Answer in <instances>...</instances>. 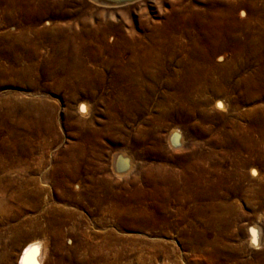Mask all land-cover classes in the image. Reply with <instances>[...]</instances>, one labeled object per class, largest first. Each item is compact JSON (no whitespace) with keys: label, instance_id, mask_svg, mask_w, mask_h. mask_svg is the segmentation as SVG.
Wrapping results in <instances>:
<instances>
[{"label":"rangeland","instance_id":"obj_1","mask_svg":"<svg viewBox=\"0 0 264 264\" xmlns=\"http://www.w3.org/2000/svg\"><path fill=\"white\" fill-rule=\"evenodd\" d=\"M28 1L19 0L14 23H10L11 19L6 18L8 9L5 10L4 5L2 6L0 3V165L8 164L5 167H0V183L6 184L5 188H7V180L11 179L14 182V188L17 182L29 181L30 183L25 185L24 190L26 189L27 193L31 192L27 199L25 197L24 200L19 201L20 207H18V202L10 198L6 197L4 200L10 207V217L17 213L19 218L3 225L0 224V226L8 227L16 221L24 223H22V232L14 245L8 241L7 233L0 237V252L3 249H8L10 254L9 259L0 264H18L21 253L31 242L37 243L38 249L35 255L36 259L41 261L39 264H264V205H260L261 201H264V188H260L263 191L255 188L256 179L250 180L249 185L247 184L249 187L237 194L238 196L228 198L227 202L232 203L228 207L229 209H212L211 205H206L203 208L201 204L192 206V202H183L180 208H177L178 204L171 202L167 203L169 205L167 210L146 213V209L145 211L139 210L141 209L139 206L144 207V205L136 203L133 204L134 211L122 212V209L116 207V210L119 209L121 212L119 222L108 224L103 228L93 220L87 211L88 207L77 203L73 198L74 195L84 201L85 196L104 194L103 190L92 188L93 185L87 187L92 183L88 168L93 164L102 165L103 168L98 173L99 176H111L112 180H116L115 190L118 191V194L125 192L127 195L134 187L142 188L143 191L147 190L149 196L151 195V201H158L157 194L163 192L160 189V179L165 178L162 174L164 170L168 171L169 167L179 169V159L189 155L192 147H195L197 151L210 150L213 147L210 143L211 138L215 137L218 132L229 133L234 129L238 130L237 127L242 129L244 125L247 126L253 121L252 118L255 115L252 112L255 107L264 105V2L257 4L250 2V5L247 4L245 10L242 9L243 12H241L242 18H245L244 33L240 37L239 49L241 56L239 61L242 63L238 64L239 66L236 64L239 73L238 77L232 80L249 76L244 82L246 84L242 83L240 87L242 89H238V91L227 86L224 90L227 96H224V93L215 96V93L208 89L202 93L197 86L194 92H191L190 96H192V102L195 105L192 114L196 116L190 123L196 130L207 129L205 135L199 136L197 131L189 128V121L177 122L162 119L165 114L171 115L172 109L169 106L175 104V101L171 100L168 104L164 100V93L170 90L165 87L161 79L149 85L151 89L147 90L148 87L145 85L140 87L142 88L140 91L149 93V98L142 105L137 100L133 103L128 102L111 84L105 81L98 82L94 79L95 83L87 82L86 77L85 83L80 82L82 85L76 86L73 98L68 99L69 95L73 94L71 87L65 86V81L61 80L62 78L51 75V70L56 68L51 49V30L46 34L39 30L50 29L52 23L63 24L68 21L71 22L73 28H76L74 25L75 15L65 18L54 17L51 14V0ZM234 1L228 0L231 4H234ZM228 2L215 0L211 4L210 0H160L158 4H154L153 0H146L145 6L148 16L153 20H162L167 17L170 18V23L174 20L173 13H178L182 8L181 12L184 18L180 19L184 22L178 20L172 25L177 24L181 27L183 25L186 28L185 25L188 24L187 27L191 26L192 29H195L198 37L196 38V48L200 49L203 46L201 42H205L208 37L207 33L204 34L202 31L206 29L205 24L210 19L209 14L214 8L217 9L216 6L218 9H222L221 16L227 17L231 21ZM73 4L69 0V4H65V6L69 8L71 5V8ZM81 7L83 8V4ZM43 8H47L44 15L41 14ZM60 9H64V7L61 5ZM137 9L136 7L135 11L130 13L131 18H135V20ZM38 13L40 14L38 15ZM29 17L34 18V21L30 20L33 22L30 25ZM114 17L117 20L121 18L118 12ZM27 26L32 29L30 38L35 42V53L31 48L28 49L29 52L21 53L20 49L17 50L14 42L13 51L8 47L3 48V43L7 40L1 36L4 35L3 33L8 31L14 33ZM134 26H136V31L145 34L144 31L138 29L137 24ZM236 32L239 33V30ZM174 65V62H170L166 66L168 71L165 73H169ZM259 65L263 66L262 76H255V78L251 75L250 77L249 72ZM25 66H33L31 68L32 75L28 76L29 78L27 76L19 78L11 72ZM26 79L31 80L32 84ZM245 85L247 86L245 87ZM87 92L90 95H85ZM238 92L245 99L242 100V98L235 102L233 96ZM217 99L227 103L230 107L218 108L215 105ZM81 102L86 103L87 114H81L78 111V105ZM32 107L35 110H31ZM36 110L38 111L36 112ZM201 112L206 115H221L223 119L215 117L206 121L199 117L202 115ZM5 115L17 117L19 115H41L44 120L49 117L51 132L38 130L27 134L21 133L18 140L23 143L21 144L22 149L15 150L13 147L8 152H4L1 145L2 140L11 138L3 123ZM111 116L117 118L118 123L123 124V127H120L121 132L98 136L97 133L90 131L93 128L103 127V122ZM76 118L82 119L88 124L82 128L73 126L72 122ZM175 127L182 134L183 144L172 142L170 131ZM153 131H157L156 138ZM25 137L27 140L24 139ZM23 152L24 154H22ZM115 152L132 160V167L123 170L124 172L117 171L120 173L118 175L113 168ZM158 164L161 165L160 168H158ZM211 164L212 162L207 161L208 167ZM162 166H165V169ZM50 172H54L53 178L49 175ZM73 173L76 174V177L70 179V174ZM160 174L161 176H159ZM63 177L69 178L68 186L62 183ZM30 179L36 183H32ZM151 183L160 186L154 188ZM35 187L37 188L35 189ZM63 189L70 192L67 195L74 194L72 197L66 198L65 192L61 193ZM35 190H38L37 195L34 193ZM62 195L64 198L61 199ZM51 207L70 209L81 215L82 222L80 223L79 220L77 222L78 230H76L78 232L76 231V233L79 236L77 240L68 236L56 241L51 234L44 236L38 233L35 237L30 234L29 220L36 219L43 226L45 223L43 219L51 214ZM111 207L115 208L114 205ZM99 217L111 222L107 215ZM253 227L256 228L258 245L250 243L251 228ZM106 232L112 233L114 239L106 238Z\"/></svg>","mask_w":264,"mask_h":264},{"label":"bare ground","instance_id":"obj_2","mask_svg":"<svg viewBox=\"0 0 264 264\" xmlns=\"http://www.w3.org/2000/svg\"><path fill=\"white\" fill-rule=\"evenodd\" d=\"M145 1L146 0H70V3L74 4L71 8V5L68 8L65 4H69V0H51V14H53L54 17L65 18L75 15L74 19L76 20L74 24L76 25V28H73L70 24L71 22L68 21L65 23L63 22V24H58L59 22L52 23L50 29L42 28L39 30V32L44 34L49 33L51 30V49L53 51V61L56 64V68L51 70V75H54L57 78H62L61 80L65 81L64 85L71 87L73 94L69 95L68 99L73 98L76 86L82 85L80 82L85 83L86 77V81H90L91 83H95L93 79L98 82L105 81L111 84L116 91L120 92L121 94L119 93V95L124 97L128 102L133 103L137 100L140 101V104L142 105L149 98V93L148 91H140L142 89L140 87L145 85L148 87L147 90L151 89L149 85L153 84L156 80L161 79L165 87L170 90H166L167 92L164 93V100L168 104L171 100L175 101V104L169 106L172 109V113H170L171 115L165 114V117L162 119H170L177 122L189 121L190 123V121L192 119L194 120V117L196 116L192 114L195 110V105L192 102V96H190L191 92H194L196 86L199 88L198 90L201 89L200 92L204 93L208 89L214 92L215 96L224 93L227 86L234 90L242 89L240 88L242 83H244L249 76H242L232 80L233 78L238 77V64L242 63L239 61V58L241 59L239 49L241 43L240 37H242V34L244 33L245 18H242L243 15H241V12H243L242 9L245 10L247 4L250 5V2L257 4L258 2H264V0H235L233 2L234 4L229 3L228 0H223L229 4L232 19L229 21L227 17L221 16L222 9H218L216 6L217 9L214 8L209 14L210 19L207 24H205L206 29H203L202 31L204 34L207 33L208 37H206L207 39H205V42L203 41L204 43L201 42L203 46L200 49L196 48V38L198 37L195 29H192L191 26V28L187 27L188 24L185 25L186 28H184L183 25L182 27L177 24L174 26L172 25L177 23L178 20H181L180 18L183 17V13L181 12L182 8H180L178 13L175 11V13L172 12L173 15H175L172 23H170V18L167 17L165 19L162 18V20H153L148 16ZM159 1L160 0H153L154 4H158ZM214 1L215 0H210L211 4ZM18 2L19 0H0V3L2 6L4 5L3 7H5V10L8 9V17L6 18L11 19L9 21L10 23H14L15 21V14H17V9L19 8L16 7L18 6ZM27 2L29 1L27 0ZM82 4L83 8L81 7ZM61 5L64 9H60ZM136 7L138 9L135 12L137 16L135 20V18H131L130 13L135 11ZM46 10L47 8H43L41 11L43 13L41 14L44 15ZM191 10H193V8ZM116 12L121 16V18L119 17V20L114 17ZM34 14L36 15L37 13ZM39 14L40 13H38V15ZM30 20L34 21V18L29 17V25L30 23H33ZM181 22L184 21L181 20ZM135 24H137L138 29L144 31L145 34L140 33L141 31H136ZM31 30L32 29L27 26L14 33L9 31L3 33L4 35L1 36L7 39L3 43V48L8 47L13 51L14 42L17 50L20 49L21 53L28 51L30 48L33 49V52L35 53V42L30 38ZM236 30H239V33L236 32ZM170 62L175 63L174 68H170L171 71L165 73V71H168V67L166 66L170 64ZM32 67L25 66L24 68L16 70H14V68V71H10L14 75L16 74L19 78H24L32 75ZM262 68L263 66H256L248 75H250V77L251 75L252 77L259 76L262 74ZM1 75L3 76L4 74ZM34 76H36V74H34ZM27 81L32 84L31 80ZM256 84L259 85V83ZM246 86L247 85H245V87ZM253 87L255 88V86ZM88 94L89 93L87 92L85 95ZM224 96L227 95L224 93ZM233 97L235 102H238L243 98L240 92L236 93ZM244 99L245 97L242 100ZM215 105L220 109L230 107V105L227 103L225 104L220 101V99L216 100ZM35 106L37 107V105ZM33 109L35 110L34 107H32L31 110ZM37 111L38 110H36V112ZM78 111L81 114H87L88 108L86 103L81 102L78 105ZM201 111L205 112L203 109H201ZM203 112H201L202 115L199 116L203 120L208 121L215 117L223 119V116L221 115H206V112ZM252 113H254L255 116L252 118L253 121H251L249 125H244L242 129H240L241 127H237L240 130L234 129L229 133L224 132V130V133L218 132L215 137L213 136L211 138L212 141L210 143H212L213 147L211 146L212 148L210 150L203 152L202 150L197 151L195 150V147H192L189 155L179 159V169L169 167L168 171L164 170L165 172L163 171L162 174L165 178H163V180L160 179L161 186L156 184L153 185L151 183L152 187L157 188L160 186V189L163 190V192L157 194L158 201H151V195L149 196L146 192L147 190L143 191L142 188L136 189L134 187L132 188L131 193L127 195L125 192H121L125 195H122L121 193L118 194V191L115 190L117 184L116 180H112L111 176H99L98 173L103 167H101L102 165L93 164L90 167L86 165L89 167L90 180L92 181L87 187L93 185L94 187L92 186V188L96 187L99 191L103 190L104 194L101 196H96L95 194V196H85L83 201V199L74 197L73 193V198L77 203L88 207V213L102 228L108 224L119 222L121 217L119 209H122V212L127 210L134 211L132 208L133 204L136 203L137 205H144V207L139 206L141 207L139 210L145 211L146 209V213L167 210L169 208L167 203L171 202L177 203V208H180V205L183 202H192V206L201 204V207L203 208H205L206 205H211V208L213 207L212 209L228 208L232 205V203L227 202L228 198L247 189V187H249L247 184L250 180H257L256 189L264 188V105L263 107H255ZM116 119L111 116L103 122V127L93 128L90 129V131L97 133L98 136L107 133L111 135L116 132L119 133L121 132L120 127L123 124L121 125L118 123ZM3 120L7 133L11 136L10 139L5 138V140H2L3 143H1V145L3 146L4 152H8L9 149L13 147H15V150L22 149L21 144L23 143L18 140V137L20 136L19 134L21 133L27 134L38 130H45L48 133L51 132V119L49 117L44 120L41 115H19L18 117L5 115ZM72 124L73 126L82 128L88 123L82 121V119L76 118ZM192 125L193 124L190 123L189 128L193 131H197L199 136L206 134L207 129L200 128L196 130ZM170 132L172 135V142L176 141L183 144L182 134L179 133V130L176 127ZM153 134L156 138L157 131H153ZM24 139L27 140L26 137ZM22 154H24V152ZM126 157L115 152L113 156V168L116 172H124L123 170H128L129 167H132V160L127 159ZM207 161L209 163L212 162L209 167L207 166ZM6 165L8 164L3 163L0 167H5ZM158 166V168L161 167L159 164ZM225 166L226 168H223ZM162 167L165 169V166ZM118 172L116 173L117 175L120 174ZM49 175L53 178L54 172H50ZM70 176V179H72L73 177H76V174L73 173L70 174ZM159 176H161V174ZM62 180V183L65 185L69 178L63 177ZM28 182L29 181L17 182L16 187H14L15 189L13 188L14 182L11 179L7 180V188H5L6 184L0 183L1 225L11 220L15 221L19 218L17 213L10 217V207L7 206L4 200L6 197L10 198L15 202H18V207H20L19 203L24 200L25 197V199H27L28 194L31 193H27L25 191L26 189L24 190V187ZM31 182L34 184L36 183L33 179ZM68 185L69 184H67V186ZM36 188L37 187H35V189ZM34 193L37 195L38 190H35ZM61 193H64V195L67 196L66 198L72 197V195H67L70 192L65 191V189H63V191L61 190ZM120 194L121 197H119ZM62 196L61 199L64 198V196ZM110 205H114L115 208ZM260 205H264V201H261ZM116 207L119 209L116 210ZM189 208L190 206L188 209ZM19 210H17V212ZM50 213L49 216L43 219L45 222L43 226H41L36 219L29 220L30 234L34 237L38 233H41L44 236L51 234L56 241L68 236L74 240L78 239L79 236L76 233L78 230L77 222L78 220L80 223L82 222V217L79 213L70 209L55 207H51ZM100 215L109 216L111 222L103 220L99 217ZM41 222L43 223V221ZM22 223L24 222L16 221L8 227L0 226V237L7 233L8 241L14 245L22 232ZM255 229V227L251 228L250 243L258 245V238ZM113 236L112 233L106 232V238H112ZM36 244V242H31L26 246L20 255L18 264H39L41 262L36 259L35 254L38 249ZM9 256V250L3 249L2 252H0V263H5L9 259Z\"/></svg>","mask_w":264,"mask_h":264}]
</instances>
